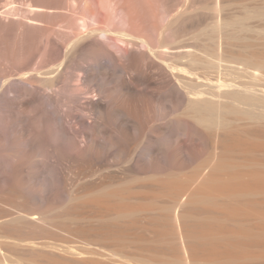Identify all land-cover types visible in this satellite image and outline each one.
Segmentation results:
<instances>
[{"label": "rangeland", "instance_id": "1", "mask_svg": "<svg viewBox=\"0 0 264 264\" xmlns=\"http://www.w3.org/2000/svg\"><path fill=\"white\" fill-rule=\"evenodd\" d=\"M261 87L264 0H0V264H203L174 256L164 186L231 133L264 145V102L230 93Z\"/></svg>", "mask_w": 264, "mask_h": 264}, {"label": "bare ground", "instance_id": "2", "mask_svg": "<svg viewBox=\"0 0 264 264\" xmlns=\"http://www.w3.org/2000/svg\"><path fill=\"white\" fill-rule=\"evenodd\" d=\"M166 66L170 68L171 65L168 64ZM174 67L172 66L171 73L172 70L174 71ZM178 75L176 74V78L179 84L186 81L181 75L180 77ZM180 79L182 82H179ZM232 86L236 85L232 84ZM228 88L231 87L226 86L225 89ZM228 91L230 92L231 90ZM204 92L199 91V94L196 93L197 96H200ZM215 92L207 93H210V96L212 95L213 97H223V94H220L221 92ZM230 93H235L236 96L237 94H243L242 97L247 101L264 102V87L245 89V91H240L238 88V90ZM235 95L233 94V97ZM237 97L235 99L239 100V96ZM191 98L192 101L189 99L190 108L197 112V120L206 129L211 130L212 127L218 125L225 126L227 124L226 122L228 121L223 116V110V113H221L219 112L221 110L218 109L223 105L219 103V99L218 101L208 96H203L201 99H195L196 96L195 98ZM226 126L228 127V125ZM229 133L231 132L228 131V135L224 136H229L227 138H230L232 135V137L228 140H224L225 138H223L224 141L216 143L213 150L209 152L211 156L208 153L209 157L198 167L200 168L203 165L205 168L202 171L204 172L199 171L201 169L192 171L193 173L191 172L192 174L189 175L191 176L189 180H192L190 183H188L189 180L186 181L188 179L186 177L185 181L184 178L170 180L171 182L164 186V191L172 196L174 207L177 206L176 204H182L183 211L179 212L180 214L176 212L169 214L166 220L168 219L171 222L173 228L169 229V233H167L168 228H164L167 232H163L161 230L163 228H158V230H155V236L161 241H166L169 236L168 234L171 235L172 230H174L173 232H176L174 234L177 235L178 241L170 247L175 252L174 256L181 260L190 262L191 259H197L202 261L203 264H264V145H259L258 142L256 143V141L254 142L248 137L239 138L237 136V138H233V134L231 133L230 135ZM248 136L250 137V135ZM235 150L247 152L248 156L244 163L235 162L236 159L234 158L233 160L229 159L233 154L228 155ZM259 150L262 152L261 158L256 157L258 152L255 154ZM211 152H214V154ZM232 157L230 158L232 159ZM130 209L128 208L131 212L132 208ZM128 210L122 211L123 213L127 211L126 213L129 214ZM120 212L118 213L121 214ZM30 215V219L32 220H41V217L37 213ZM169 221L167 222L168 225ZM172 226L169 225L168 227ZM73 249L75 248H72L71 252ZM0 251H2V247H0ZM67 251L70 252L69 248ZM67 251L65 252L67 253ZM77 251H79L78 254L74 250L71 255H83V252L81 253L78 249ZM2 256H5V254L3 255L2 253ZM2 258L1 261L6 263L7 258Z\"/></svg>", "mask_w": 264, "mask_h": 264}]
</instances>
